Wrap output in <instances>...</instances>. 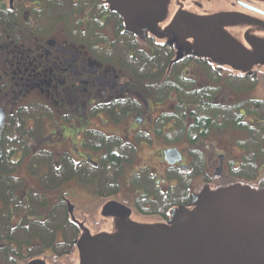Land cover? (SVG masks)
I'll return each instance as SVG.
<instances>
[{
	"label": "flooded vegetation",
	"instance_id": "obj_1",
	"mask_svg": "<svg viewBox=\"0 0 264 264\" xmlns=\"http://www.w3.org/2000/svg\"><path fill=\"white\" fill-rule=\"evenodd\" d=\"M158 1L0 0V160L12 122L30 132L15 171L0 166V184L22 180L16 205L0 189V224L28 221L34 192L49 199L35 219L68 211L54 264L85 240L98 248L89 260L264 256L258 228L231 252L206 241L224 227L215 194L264 192V0Z\"/></svg>",
	"mask_w": 264,
	"mask_h": 264
},
{
	"label": "trees",
	"instance_id": "obj_2",
	"mask_svg": "<svg viewBox=\"0 0 264 264\" xmlns=\"http://www.w3.org/2000/svg\"><path fill=\"white\" fill-rule=\"evenodd\" d=\"M17 127V123L15 121L12 122L11 127L6 129L4 135V140L7 144L4 145L5 152L0 160V166L7 172L8 170L15 171V163H13L12 157L17 150L26 149V135L27 137L30 135V132L25 126V121L20 122L19 128ZM53 181L52 178L49 180L46 179L44 184L46 187H49L54 184ZM21 185L22 180L18 177L2 180L1 191L4 201H6L5 198L8 201L9 197L12 196L13 204L16 205L14 193L10 194V188L15 191ZM39 194L34 192L30 195L32 196L31 203L33 204L28 207V221H23L19 224L14 220L13 224H8L10 219L6 215L3 216L2 223L0 224V264H22L25 261H31L33 258L43 256L46 253L50 255L57 254V232L61 229L66 232L68 229L66 215L69 212L65 210L57 211V209L53 208L44 221L35 219L36 207H40L43 203V207L46 209L49 205L48 197ZM40 197L43 200H40ZM21 207L17 206L16 208L21 210ZM62 245L69 246V244ZM24 246L25 249H28L27 256H23ZM51 259L54 261V258Z\"/></svg>",
	"mask_w": 264,
	"mask_h": 264
},
{
	"label": "water",
	"instance_id": "obj_3",
	"mask_svg": "<svg viewBox=\"0 0 264 264\" xmlns=\"http://www.w3.org/2000/svg\"><path fill=\"white\" fill-rule=\"evenodd\" d=\"M5 125V113L3 107L0 105V158L3 154L1 147V137ZM174 151H169L167 159H174V156L170 154ZM206 199L205 196L199 195L198 200L194 203L202 202ZM216 204L218 203L219 208L217 211L221 212V216L218 220V225L224 223V234L217 236V242L215 244L228 248L227 243L232 240L234 236L237 237V243H240L241 232L243 229L247 228H258L264 231V192L255 193L250 190L243 192H233L231 189H226L222 193L215 194ZM236 219V222L232 221ZM235 229V230H234ZM222 230L221 227L218 231ZM248 234V231L246 232ZM223 239L227 242L224 243ZM248 248V249H246ZM238 256H230V259L224 264H264V256L261 255L257 258L256 253L252 247H239L238 246ZM229 250V249H228ZM231 252V250H229ZM250 251L252 255H249L246 259L243 258L242 252ZM118 252V253H114ZM254 254V255H253ZM248 256V254H246ZM90 258V257H89ZM178 257L156 255L155 253H145L141 252L140 255H125L120 253V251H113L111 254H104L102 258L90 259L89 261L93 264H175ZM223 260V258H221ZM217 262V261H214Z\"/></svg>",
	"mask_w": 264,
	"mask_h": 264
},
{
	"label": "rangeland",
	"instance_id": "obj_4",
	"mask_svg": "<svg viewBox=\"0 0 264 264\" xmlns=\"http://www.w3.org/2000/svg\"><path fill=\"white\" fill-rule=\"evenodd\" d=\"M155 1L159 2L158 0H155ZM22 165H23V163L20 166H22ZM20 166H18V169H16V171H18L17 174L19 176L21 175V176L27 178V185L26 186H29V187L36 186L37 185V180L35 178L29 177L25 172H23L21 170ZM23 170L26 171L25 169H23ZM0 176H3V174H1V172H0ZM1 185L2 184H0V189H1ZM1 205L2 204L0 202V207H2ZM89 212H91L93 218H95V219L96 218H100L99 212H96V211H89ZM80 213H82V211H80ZM91 227L93 229H95L93 227V225H91ZM223 231H224V229H222L220 231H218V230L211 231L208 234V237L206 238V241H208V244L211 243V246L215 247L216 244H215L214 241L217 239L216 238L217 236L224 234ZM262 235H264V234H262ZM212 242H214V243H212ZM251 242H257V241L252 240V241H250L249 244H251ZM233 244H234V242H229L228 249H230L233 246ZM246 249H248V248H246ZM97 250H98L97 247L90 246L89 243L85 240L83 243L79 244L77 250L75 251V254H73L70 258L64 259L62 261V263L60 262V264H93V263H90L89 256L91 257V255H93V254H95V256H97V253H98ZM256 250H257V253H258V249H256ZM236 251L238 252V249H236ZM24 252L27 253L28 249H25ZM243 252H242V255H243ZM259 253H260V249H259ZM238 254H239V252L236 253L237 256H238ZM248 254H251V253H248ZM259 256L260 255L257 254L255 257L258 258ZM230 263L234 264L233 262H230ZM259 263L262 264V262H259ZM24 264H54V262L50 258V255L48 253H46L45 255L36 257L33 260H31V261L29 260V261L25 262Z\"/></svg>",
	"mask_w": 264,
	"mask_h": 264
}]
</instances>
